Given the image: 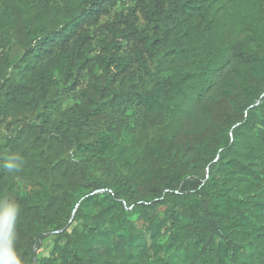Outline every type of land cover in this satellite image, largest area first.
I'll use <instances>...</instances> for the list:
<instances>
[{
  "label": "trees",
  "instance_id": "16d2710c",
  "mask_svg": "<svg viewBox=\"0 0 264 264\" xmlns=\"http://www.w3.org/2000/svg\"><path fill=\"white\" fill-rule=\"evenodd\" d=\"M12 154L25 264H264V0H0Z\"/></svg>",
  "mask_w": 264,
  "mask_h": 264
},
{
  "label": "clouds",
  "instance_id": "9594fccd",
  "mask_svg": "<svg viewBox=\"0 0 264 264\" xmlns=\"http://www.w3.org/2000/svg\"><path fill=\"white\" fill-rule=\"evenodd\" d=\"M24 163V159L19 154H12L3 159L0 168L14 174L22 170ZM20 211L19 204L0 199V264H25L16 247Z\"/></svg>",
  "mask_w": 264,
  "mask_h": 264
},
{
  "label": "rangeland",
  "instance_id": "374dc122",
  "mask_svg": "<svg viewBox=\"0 0 264 264\" xmlns=\"http://www.w3.org/2000/svg\"><path fill=\"white\" fill-rule=\"evenodd\" d=\"M134 0H127V4H131ZM120 9L122 6L119 7ZM54 244V236H50L49 238L45 239L42 243L41 250L39 251V257L42 258L48 255L53 247Z\"/></svg>",
  "mask_w": 264,
  "mask_h": 264
},
{
  "label": "water",
  "instance_id": "95a60500",
  "mask_svg": "<svg viewBox=\"0 0 264 264\" xmlns=\"http://www.w3.org/2000/svg\"><path fill=\"white\" fill-rule=\"evenodd\" d=\"M36 261V260H35Z\"/></svg>",
  "mask_w": 264,
  "mask_h": 264
}]
</instances>
